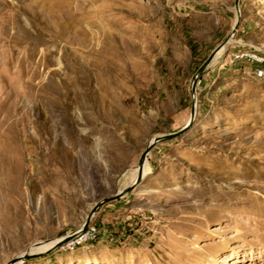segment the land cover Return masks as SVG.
Segmentation results:
<instances>
[{"label":"rangeland","instance_id":"1","mask_svg":"<svg viewBox=\"0 0 264 264\" xmlns=\"http://www.w3.org/2000/svg\"><path fill=\"white\" fill-rule=\"evenodd\" d=\"M238 9L233 31L234 0H0V264L130 186L224 42L98 241L19 264H264V77L233 60L264 51V0Z\"/></svg>","mask_w":264,"mask_h":264},{"label":"water","instance_id":"2","mask_svg":"<svg viewBox=\"0 0 264 264\" xmlns=\"http://www.w3.org/2000/svg\"><path fill=\"white\" fill-rule=\"evenodd\" d=\"M238 1L239 0H234V9L236 10V21L234 23V26H233V31L236 30V27L238 25V22L240 20V15H239V9H238ZM232 35V34H231ZM226 42L220 44L219 46H217L212 52L211 54L208 56V58L205 60V62L198 68L197 72L195 73L194 75V78H193V81H192V84H191V95H192V105H191V109H190V116H189V119L188 121L186 122V124L181 128L179 129L178 131L176 132H172V133H169V134H166V135H161V136H156L154 137L149 143L148 145L146 146V148L144 149L141 157H140V160L138 162V167H137V175L134 179V181L131 183L130 186L120 190V191H117L116 193H114L113 195H110V196H107V197H104L103 199H101L100 201H98L94 206L93 208L90 210L89 214L86 216L83 224L81 225V227H84L90 220L91 218V215L92 213L98 208L100 207L101 205H103L104 203L106 202H109L111 200H115V199H118L120 197H122L123 195L127 194L128 192H130L133 187L139 183V181L141 180L142 178V175H143V164H144V161H146V156L148 154V152L150 151V149L158 142H161V141H165V140H168V139H171V138H174V137H177L179 135H181L182 133H184L191 125L193 119H194V115H195V107H196V97H195V86H196V80L198 79V77L202 74V72H204V70L207 68V66L210 64V62L213 60L214 56L216 55L217 51L222 48L224 46ZM63 239H66V238H62L60 239L53 247L43 251V252H38V253H23L21 256L19 257H16L14 258L15 261L14 262H17L21 259H30V258H33L37 255H40L41 253H47L49 251H51L52 249H54ZM21 258V259H20ZM12 262V263H14Z\"/></svg>","mask_w":264,"mask_h":264},{"label":"bare ground","instance_id":"3","mask_svg":"<svg viewBox=\"0 0 264 264\" xmlns=\"http://www.w3.org/2000/svg\"><path fill=\"white\" fill-rule=\"evenodd\" d=\"M229 41H232L230 38H229V40H228V42ZM225 45V44H224ZM224 47V46H223ZM223 47L222 48H220L218 51H217V53H216V55L215 56H217L219 53H220V51L223 49ZM233 55H248L249 57H233V60L234 61H245V62H248V63H250L251 65H252V72H253V75L255 76V77H259V78H261V77H264V70H261V69H264V51H262L261 52V50L260 49H256V48H252V49H246V50H240V51H238L237 53H235V54H233ZM214 56V57H215ZM253 57V58H252ZM146 169H147V165H146V161H144V164H143V174L145 173V171H146ZM136 172H137V169H136ZM135 179V178H134ZM240 199V198H239ZM242 199V198H241ZM244 199V198H243ZM250 199V198H249ZM234 201H236V200H234ZM241 201V200H240ZM228 202H230V200L228 201ZM242 202H244V201H242ZM250 202V201H249ZM252 203V202H251ZM228 204V203H227ZM232 204H233V202H232ZM236 204V203H235ZM235 204H233L234 206H236ZM232 205V206H233ZM253 205V204H252ZM230 206V205H229ZM243 207V206H242ZM208 208V207H207ZM215 208V207H214ZM223 208H225V207H223ZM226 208H227V206H226ZM230 208V207H229ZM234 208V207H233ZM233 208H231V209H233ZM254 208V207H253ZM256 208V207H255ZM206 209V208H205ZM210 209V208H209ZM237 209H239V208H237ZM241 209V208H240ZM202 211V210H201ZM231 211V210H230ZM233 211H235V210H233ZM228 212V211H227ZM236 212V211H235ZM203 213V212H202ZM231 213V212H230ZM229 213V214H230ZM226 214V213H225ZM223 215V214H222ZM226 216H227V214H226ZM219 217V216H218ZM220 217H221V215H220ZM219 217V218H220ZM225 217V216H224ZM230 217V216H229ZM223 220H225V219H223ZM236 220V219H235ZM228 222V221H227ZM227 222H225V223H227ZM213 224H215V223H213ZM224 224V223H223ZM189 225V224H188ZM225 225V224H224ZM240 225V224H239ZM97 225H96V223L92 220V218H90V220H89V222L83 227V234H90L91 233V231H93V229L96 227ZM187 226V225H186ZM192 226V225H191ZM201 226V225H200ZM226 226V225H225ZM234 226V225H233ZM81 227V226H80ZM187 227H189V226H187ZM198 227V226H197ZM202 227H203V225H202ZM194 229L196 228V225L193 227ZM190 230V229H189ZM198 230H201V229H198ZM184 231V230H183ZM192 231V230H191ZM190 231V232H191ZM226 231V230H225ZM196 232V231H195ZM208 232V231H207ZM216 232H217V230H216ZM71 232H69L67 235H69ZM194 233V232H193ZM221 233V232H220ZM240 233V232H239ZM243 233V232H242ZM241 233V234H242ZM182 234V233H181ZM184 234V233H183ZM182 234V235H183ZM209 234V233H208ZM238 234V233H237ZM66 235V236H67ZM189 235V234H188ZM210 235H212L211 233H210ZM66 236H64V237H66ZM212 236H214V235H212ZM231 236V235H230ZM243 236V235H242ZM184 237V236H183ZM186 238V237H185ZM208 238V237H207ZM233 238V237H232ZM241 238H243V237H241ZM61 238H53V239H49L48 241H40V242H35V243H33V244H31L30 245V247H29V250H28V253H38V252H43V251H45V250H47V249H49V248H51V247H53L59 240H60ZM99 239V238H98ZM98 239H94V238H86L85 240H77L76 242H75V244L74 245H70L69 247H65V248H61V249H56V250H58V251H61V252H72V251H74V250H76L77 248H79V247H82V246H87V245H91V244H94V243H96L97 241H98ZM208 240H210V239H208ZM185 241V240H184ZM199 241V240H198ZM213 241V240H212ZM218 242H220V241H218ZM226 243V242H225ZM212 244V243H211ZM226 244H228V243H226ZM204 245V244H203ZM211 247V246H210ZM223 247H224V243H223ZM236 247V246H235ZM212 248V247H211ZM216 248V247H215ZM218 248V247H217ZM234 248V247H233ZM207 249V248H206ZM213 249V248H212ZM211 249V250H212ZM55 250V249H54ZM193 250V249H192ZM204 250V249H203ZM220 250V249H219ZM219 250H218V252H219ZM213 251H216V250H213ZM221 251V250H220ZM227 251V250H226ZM27 252V251H26ZM25 252V253H26ZM217 252V253H218ZM216 253V254H217ZM180 254H182L183 255V253H180ZM212 254V253H211ZM226 254V253H225ZM22 255V254H21ZM21 255H18L17 257H19V256H21ZM185 255H187V254H185ZM224 255V254H223ZM217 256V255H216ZM215 256V257H216ZM220 256V255H219ZM180 257V256H179ZM224 257H225V255H224ZM217 258H219V257H217ZM221 258V257H220ZM219 258V259H220ZM222 259V258H221ZM213 260H214V258H213ZM225 260V259H224ZM215 262V261H214ZM20 263V260L19 261H17V262H14V263H9V264H19ZM183 263V262H182ZM212 263V262H211ZM171 264V263H170Z\"/></svg>","mask_w":264,"mask_h":264},{"label":"built area","instance_id":"4","mask_svg":"<svg viewBox=\"0 0 264 264\" xmlns=\"http://www.w3.org/2000/svg\"><path fill=\"white\" fill-rule=\"evenodd\" d=\"M262 52V50H261ZM233 57H249L248 55H233ZM253 58V57H252ZM264 70V69H261ZM98 227L96 226L93 231H91L90 234H83V227H79L73 231L69 235H67L66 239H63L56 247L55 249H61L65 247H69L70 245H74L77 240H85L86 238H94L98 239L99 234ZM62 239V238H61Z\"/></svg>","mask_w":264,"mask_h":264}]
</instances>
